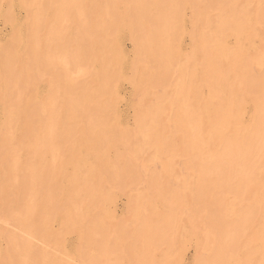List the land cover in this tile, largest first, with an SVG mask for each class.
Segmentation results:
<instances>
[{"label":"bare ground","instance_id":"bare-ground-1","mask_svg":"<svg viewBox=\"0 0 264 264\" xmlns=\"http://www.w3.org/2000/svg\"><path fill=\"white\" fill-rule=\"evenodd\" d=\"M185 1L186 0H161L159 3H156L158 1L156 2L152 1L150 3L149 1H147L146 4H144L145 5L143 10L144 14L143 16H139L138 22H134V23L131 22V24L129 25L128 23L124 24V22L121 23L120 21L118 24L115 25L116 26L115 31L116 32L118 31L121 39L123 37L126 38L129 33L128 38L133 41V45L135 46V50H136V55L133 61L122 60V58L125 57L124 55L120 56L113 54L114 56H117L118 61L122 63V65H120L119 67L126 66L132 68V70L137 72L135 70L136 69L135 65L137 66L139 64H136V61L138 60L136 58H140L141 56L148 58V60L146 59V62L144 61L145 63H147L145 69H143V67H141L140 65L142 70L146 71V73L145 71L144 73L143 71H141L142 75L140 74V77L145 75V78H147L148 76L152 84L148 85L147 83L148 81L145 82L144 77L141 78L140 80H143L145 84L147 83L148 86L147 85L145 86L148 87L149 90L151 89L150 87H152L154 90H157L159 87L164 86V84L167 81L168 75H171L170 73H173V75L186 73L185 71L189 68L188 64H190L191 61L193 63L192 64L193 71L190 73L191 80H187L186 84L185 83L178 84L177 86L171 85L169 86V89L166 88L168 87L169 83L167 84L166 87H163L165 91H163V89L161 90L162 92H164L163 94H161L160 91L161 96L159 97L158 104L151 103L153 104L154 107L157 105L154 111L152 108H150L151 105L147 103L146 104L148 106L147 105L145 106L149 108L148 110H146L147 108L144 109L145 112H143L144 110H141L140 107L142 106L141 103L139 104L140 105L139 108H137L138 105L135 107L137 109L136 112L138 114L136 115V118H138V121L136 119V121L138 122V125L136 124L137 128L139 127V130H142L144 128L143 134L140 133L141 131H139L138 133L141 134L142 138H144V140L146 141V142L143 141L144 142L142 143L143 146L140 149L138 147V149L141 150L146 144H147L146 146L149 145L151 148L154 149V152L157 154L155 161H157L158 159L159 162L161 161L160 164L161 165L163 164V175L161 177L151 178L152 183H154L155 185L157 184L160 185L158 186L159 187L158 191L155 193H151L147 197H145L146 198L145 203L148 205L150 214L153 216H149L148 221L147 220H146L147 222L145 221L146 228L145 227L143 228L142 225L143 233L139 234V232H141L139 229L141 226L140 227L138 226L139 229L138 233H136L137 231H134V233L136 234H134V236H130L131 238H129L127 241L124 236L125 235L124 232H122L124 234L123 236L121 234L120 231L121 226L112 225L109 227L107 224H105V222L103 223L101 219V214L104 211L103 202L109 198V195H107L108 192L106 191L107 188L106 190H104V185L110 184L109 181L111 180L108 179H110L111 176L113 182L114 183L116 182L115 183L116 185L124 184L127 181H133V183L137 181L139 176L137 172L138 170L137 168L139 166L137 167L136 164L134 165L133 163L137 161V159H135L136 157H138L139 159V155L141 153V152L139 153L137 147L133 148L131 146L133 144V141L138 137L137 135L133 136L122 131L123 132L122 136L118 135L117 133V136H112L113 140L108 138V136H111L109 135V131L114 122H112L110 126L109 121L111 120L105 118L108 116V114L110 116V112H112L111 114H115V112L117 113L116 106L113 105L114 103L112 101L110 103L109 102L105 103L107 101L106 98L108 94L112 95L114 89L113 86H111L110 84L109 87L108 85L106 87L101 86L98 90H96L97 88H94L95 90H93L92 87L91 88L89 87V89L88 88L85 89L86 87H82L80 92H78L77 95L75 94L76 96H78L77 98L81 100V109H80L81 115H79L80 119L78 118L81 121L80 123L78 122L79 124L74 123V125H72L73 123L70 124L71 121L70 123H66L67 122L66 121L65 122L66 124L62 122L60 131L62 133L63 132L65 133L64 135L66 138L71 137V139L74 134L75 135H77L78 133L80 134L78 136H80L81 141H78L77 149L75 151V154L73 155L74 158L77 156L78 159H81L82 161L80 163L81 165L77 166L72 164L71 166H69V169L64 172H62L61 170L54 169L53 173L55 174L53 178L50 180L51 182H53L50 184V190L48 191V193H45L46 195H39V194L37 195L38 198L33 202L34 212L33 214H31L32 216L30 215V218L28 217V220H24L26 222L22 223L28 229L31 226L32 230L30 231H33V233L37 236V238H41L47 243L52 242V244L55 247H59V248L61 246L62 247L64 246V248L69 246V245L65 246L66 245L65 240L68 235L70 236L71 233L72 235L73 233L77 234V236H79V240H77L78 244L77 246H75L76 250H74L75 252L73 256H75L78 259V261L82 262V264H88V263L102 264L103 262L101 263L100 259L104 254H107L106 252L110 249L112 252L116 254L115 256V254L113 253V255L115 256L114 257L115 259L113 260H115L116 264H123L121 263L120 259L125 257H126L125 264H170V263L178 264V262L176 261L174 263L170 262L172 261V259L171 260L168 259L169 263L168 260L165 261V259L168 258L167 257L168 255L164 253L166 252L169 254L170 251L175 250L173 248L172 250L167 249L169 248V243L172 245V240H170L172 235L170 234L173 230H175L176 232L175 238H176L178 236L177 233L180 232V230H178L177 232V229L181 228L180 226L176 225V221L173 217L175 213H173L170 207V205L172 204H170L167 197L169 194L168 192L171 190L170 181L173 180L171 178H174L173 169H175L174 168L175 164L173 163V160L170 161V155H172L176 151L175 148H178L179 152L182 151L181 153L186 157L191 155L190 157L191 159H189L188 157V161L186 162V164L185 163L184 164L187 167L188 166L196 167L198 172L199 170L201 172H203L202 170L204 171L206 170L207 172V170H211L212 168L214 169L217 168V171L220 168L228 169L229 171L233 170L231 172L235 171L234 176L236 178H233L234 176L231 175L230 172L228 173L229 176L227 173L223 172L222 174L227 177L223 179L211 180L210 178H208L209 175L208 176L204 175V173L199 174L195 169L194 171H196L197 175L198 174L200 175L195 183L196 184L195 187L194 188H191L190 186L185 187L184 189H182L180 195H179V191H176L177 192L176 194L179 197L175 198V203L180 206L187 204L186 201L193 203L196 206L198 214L203 215L205 217L210 227V231H208L209 234L204 232L206 233V235L205 234L204 235L207 237H205L204 235L203 236L207 239L212 238V240H209L210 242H208V240L205 239V241L202 243L208 242L209 245L207 246H204L203 244L201 245L202 253L207 256L204 255L202 256V254L200 253L196 257L195 264H233L232 261L234 260L233 253H235L236 249L240 247V242H243V236L240 235L242 234L241 231H245V230L248 231L249 229L252 228L255 229L254 228L255 222H257V219H259V218L256 219V217L258 215L260 217L264 215V153H262V151H257L258 147L260 148L262 147L264 149V145H263L264 143V54H262L261 50L255 51L253 55L249 54L250 46L247 45L248 42L253 38L260 39V41L262 40V42H264V0H259L261 3H258L255 7H253L255 0H246L244 3H242L241 7H239L240 4L239 0H226L227 2H224L225 1L224 0L223 2L226 4L225 6L223 5L224 8L220 9L218 13H214L211 10L207 11L205 8L207 2L213 3L215 2L214 0H198V3L195 5V7L194 8L192 7L191 18H190L191 28L189 30L190 32L188 31L189 33L187 35L190 36L189 38L191 39L192 52L186 56V58L184 59L185 61L183 63H182L183 59L180 61L182 63L181 65H176V63H174L176 66L179 67L177 70H173L171 69L172 63L174 62L175 59H177L180 56V52L173 51V46H172L173 41L166 42L167 40L164 38L163 40H159L160 38L157 39V37H155L156 39H151L147 43L150 49L146 48V51H144V49L139 47L140 35L138 34L139 32H137L139 28L138 24L141 23V21H143L146 22V24L153 25L152 22L154 21H152V19L158 20L157 22L158 24L159 22H162L166 18V15L168 13L166 14L165 10L167 11V9L169 10L171 8L173 9V13H176L174 7L180 11V9L183 8L182 6L184 5ZM187 1L186 3H189V0ZM194 1L195 0H193V2ZM236 3H238L237 8L235 5ZM136 9L139 8H134L132 10L130 9L129 11L130 13H132V15L134 13V16H137ZM7 18H8L7 22L10 24L13 19L10 17ZM135 19L136 18H134V20ZM183 23H184V19H183ZM149 25H147L146 27V29L148 28L147 33H149L150 35L153 34L155 36L156 30L154 29V27H151ZM166 25H167L166 23H163L162 29L161 27L158 29V30L161 29L160 34L163 33L166 34L169 32L170 26H166ZM183 29L184 27L181 29L182 30L181 31L182 33L180 32L181 34H183V31H185ZM11 35H15V37L17 38L19 37L20 38L19 40L22 41L21 31L20 34L19 31L17 30L15 34H11ZM231 39H234V42H230ZM21 41L17 42L16 47H14L15 45L12 44L14 41L13 42L11 41L12 43L8 42V44L7 45L5 44L4 47L5 48L9 47L11 48V50H15L14 48H17L18 50ZM26 41L28 42V40ZM82 45L84 47L86 44L82 43ZM253 45L257 46L258 44H253ZM79 46L81 47V45ZM87 46H85V49L82 48V50L83 49L86 50V48L88 47L93 48V46L96 45L88 46V47ZM246 46H249V48H246ZM99 47L100 50L98 48L97 49L100 52L101 51L103 52V49L107 48L106 42L103 41L101 43V46ZM158 47H160L159 50H161L160 51L161 53L156 55V51H158V49L156 48ZM9 48L8 51L10 50ZM247 49L249 53H247ZM78 50L80 52L81 48H78ZM90 51H91L90 53H92V49ZM152 52L154 54L150 55L152 54ZM258 52L261 53L259 54ZM10 53H11L10 55L9 52L6 55L9 57L4 56L3 52L0 55V117H1L0 119L3 120L0 124V139L3 137L4 132L5 135L6 132L8 134L7 135L8 138H2L0 140V144H1L0 145L1 146L0 147L1 148L0 149V181L1 180L4 181L1 169L4 168V165L6 167V162H9L8 161L9 157H11L12 155L10 153H12L11 151H13L12 148L13 147L17 148L19 144H23L24 146H26L28 150V147L30 146V143H28V141L31 140L30 142H32V138H33L34 140L33 143L35 144V137L32 136L34 132H36V134L38 133V129H37L38 126H36L34 122L35 117L33 118L34 114H36L37 112L32 108V103H31L32 100L28 99L32 94H29L28 98L26 95H25L26 97L23 96L25 99L24 103H21L17 106H15L14 104L13 105L9 104V102L13 100L12 96L8 95L10 91L11 78L15 76L16 77L21 76V78H23L24 80L23 81L24 84H26L27 86L29 84L31 90H33V88L35 87L34 71L32 69L29 70L30 65L32 64L31 61L29 62L31 64L28 65V62H25L23 60V55L15 56L13 55L14 53L12 51ZM17 54H23V53H20L18 50ZM26 54L27 53H25L24 55ZM107 54L108 55H105V52L104 54H101L107 56L106 58L101 57L102 60L101 62L99 61L101 70L102 68H104L105 70L107 69V62L112 61L113 63L114 61L117 60L116 57L110 56L111 54L110 52H108ZM79 56L81 59L82 55L79 54ZM84 56H86L84 59L88 58L87 55ZM144 57L142 59H144ZM256 68H258V70ZM108 72L110 73L109 68H108ZM107 75L108 74H106V76ZM238 76L240 77L239 79ZM130 78L131 77H129V79ZM72 80L73 79L71 78L70 81ZM131 81L134 82L132 78ZM136 82H134V84ZM66 84H68V82ZM94 86L96 85L94 84ZM136 86L138 92L139 90L141 91L143 89L142 83L137 82ZM28 87H26V89H28ZM51 88L52 86H50L48 92L50 91L52 92ZM74 88H72V91H74ZM116 89H118V87H116ZM204 89L208 90L207 95H204ZM158 93L159 92H157V94ZM13 95H17V92H15ZM143 95L144 94L140 96L143 97ZM145 95L147 96V94ZM34 98L35 96L33 97V101ZM66 98L64 97V100H62L61 103L64 104L66 103L67 104L66 106H71L65 101ZM69 99H72V97ZM36 103H33V107L34 104ZM247 103H251L254 106L253 107L254 112L252 114L253 116L249 123L246 122L243 116L244 107H246ZM165 108L166 109L171 108L168 110L173 112V115L170 114L171 112L169 113L170 116L172 115L171 117H169L170 119L172 118L171 120L166 117L167 120L168 119L170 120L168 124L164 122L165 120L162 117V115H164L165 113ZM138 109L141 110L140 113H138L139 112ZM68 112H70L69 109ZM9 116H12L11 120ZM64 117L65 118H62L63 120L66 119L65 115ZM170 123H173L175 125L174 126L175 129L173 127L174 133L175 135L176 134L180 135V140L177 139L178 137H176L174 133L169 131ZM12 124H14V127H11ZM6 128H10V129H6ZM113 130L114 129H112L111 132H114L116 129L114 131ZM50 136L51 135L49 134V137ZM57 139L59 140V137ZM74 139L75 140L72 142V146H74L75 144L76 137ZM106 139H110V142H108ZM36 141L38 142L39 140L37 139ZM120 146H122L124 150L121 151L119 148ZM16 148L14 149V151H17ZM35 148L34 147L31 148V150L34 152L33 154L36 153L35 150L37 149ZM18 150L21 151L20 149ZM144 150L142 152H144ZM146 150L149 151L150 149H146ZM31 153L32 152L28 154ZM155 153L153 154L156 155ZM40 156L37 157L40 158ZM143 156L144 155H142V157ZM130 157L131 158L134 157L133 160L135 161L133 163L130 161ZM35 158L36 156H34L33 159L37 161V159ZM152 158L154 159L155 157L153 156ZM12 159L13 160H11V163L13 165L16 162L14 161L15 158ZM140 159L139 161H141ZM153 159H150L149 157L148 163L151 164L153 161L150 160ZM181 161H183V158ZM178 162L180 161L178 160ZM182 163L181 165L179 164L180 167H182ZM32 164L33 165H29L28 163L29 167L30 166L32 167L31 176L33 174L35 180L37 178L39 179L38 182L39 185V183H42L40 179H42L43 177L41 175V168L39 165L40 163H38L37 161L36 164H34L33 162ZM246 166H249L251 168L250 172L245 173L244 170L245 168L246 170L250 169V168L247 169ZM7 167L10 168L9 166ZM37 168L39 170H37ZM253 169H255L256 171L253 172ZM42 171H44L43 168ZM236 171L238 172L239 175L236 174L237 173ZM46 172H49V170ZM244 181L246 187L244 189H242V187L236 188L234 191V198H232L233 200L231 202H225L226 200H228L227 192L229 189L234 188L235 182L242 185L244 184ZM61 183L62 185L65 186L63 190H61L60 188ZM7 185L8 184L6 183V181L0 182V204L3 203L4 200L6 201V199H8L7 188L9 191L11 189H9L10 187H8L9 185L8 186ZM172 187L175 188V186L173 185ZM257 187L258 190L256 193L254 192V190ZM18 191H12V192L17 193ZM173 193H175V191ZM254 193L257 194V197H255ZM252 194L254 195L255 198L253 197ZM8 202L7 204H9ZM156 204H161L163 208H161L162 210L158 211V213H152L150 207L154 209V206L157 207ZM139 213L140 212H136L137 219L139 218L140 215ZM56 220H59L61 224L58 230H55V228L53 229L52 227V223ZM140 222H142V220H140ZM117 224L118 223H116V225ZM141 224L139 223V225ZM132 225L135 227L134 224ZM207 225H205L206 229L208 227ZM125 229L126 228H124V230ZM167 233L168 234L170 233L169 237ZM220 234L222 235L221 237ZM193 235H196V233ZM104 238H107L110 241V242L108 241L109 244L105 242ZM11 239H13V237ZM124 240H126L127 242ZM176 240L177 242L179 241L178 239ZM25 242H22V246L26 245ZM122 242H124L125 244L124 250H122L123 246L121 247ZM14 243H11L10 241V244H14ZM164 243L167 244L163 246ZM28 246L25 247L28 248L27 250L29 251L30 246L29 247ZM88 246L90 247L88 248ZM162 246L167 247L166 249L169 251L167 252V250L166 251L164 250L163 261L157 262L155 261L156 259L155 252L160 249H163ZM118 247H121V250H119ZM255 249H259V247H257L256 245ZM34 250H36V248ZM251 250L252 249L248 251ZM91 251L92 252L95 251L97 252V254H94ZM177 252L175 253L171 252L170 254L172 253L176 254ZM254 253L252 254L253 256ZM237 254H240V252ZM246 254L248 255L250 253L246 252ZM36 255L38 256L37 258L34 259L33 264H73L71 262H68V260L72 257V255L69 254L68 255L70 256V258L69 259L67 258L66 261L61 259V257L58 255V252L57 254H52L48 251L40 253L39 250L38 253H36ZM174 256L176 255H173V257ZM179 256L177 255V257ZM257 256L258 255H256V257ZM76 258L74 259L76 260ZM175 258L176 257H174V260ZM238 259H236L237 260L236 264H257L255 262L249 263V261L247 260H245V262L244 261L239 262L242 261L243 259L242 260L239 259V261ZM253 260L255 261V259ZM262 260L264 261V259ZM85 261H87L88 263H86ZM259 261L260 260L258 258V262ZM263 261L259 262L258 264L263 263Z\"/></svg>","mask_w":264,"mask_h":264},{"label":"rangeland","instance_id":"rangeland-1","mask_svg":"<svg viewBox=\"0 0 264 264\" xmlns=\"http://www.w3.org/2000/svg\"><path fill=\"white\" fill-rule=\"evenodd\" d=\"M147 1H149V3L152 1L153 2L158 1L156 3H159L161 0H28V1L27 0H0V4H1L0 5V50L2 49L0 51V55L2 54V52H3L4 56H6L8 54V52L10 55L11 51L14 53V54L13 53L12 54L15 56L16 55H23V60L25 62H28V65L32 63L30 65L29 70L32 69L34 71V74H35L34 75V78H35V85L34 86L35 87L33 88V90L30 89L29 84H28L29 87L26 84H24V82H23L24 80H23V78H21V76L20 77L15 76V77L11 78V80H10V91H9L8 95H11L13 100H11V102H9V104L10 105L14 104L15 106H17L21 103H24V101H25L24 97L27 96V98H28V95L32 94L28 99L32 100L31 103H32L33 110H36L38 115L40 114L38 116L36 113L33 116V118L35 117V119H36V120L34 119V122H35L36 126H38V128H37L38 133L36 134V132H34V134L32 136V137H35V144L33 143L34 140L32 138V142H30L31 140L28 141V143H30V146L28 147L29 151L27 150L26 146H24L23 144H19V146L17 148L13 147L12 148L13 151H11L12 153H10L13 156L11 155V157H9V160H8L9 162H6V167L4 165V168L1 169V172L3 174L2 175L3 180L6 181V183L9 185V186L8 185L7 186L10 187L9 189H11V190L9 191L7 188L8 199H6V201L4 200V202L0 204V264H28V263L33 264L34 259L37 258V256H38V255H36V253H38L39 250H40V253L48 251L52 254H57V252H58V255L61 257V259L65 260V261L67 260V258L68 259L70 258L69 255H72V257L69 259L70 261L68 260V262H71L73 264H80V263L82 264V262L78 261V259L75 256H73V254L75 252L74 250H76L75 246H77V244H78L77 240H79V236H77V234L73 233V235H72V233H71L70 236L68 235L66 237V240L64 239L66 241L65 242L66 245H65V243H64V245L65 246L69 245V246H67L65 248H64V246L63 247L61 246L62 248L61 247L59 248V247H55L52 244V242L47 243L46 241L42 240L41 238H37V236L33 233V231H30V230H32L31 226L28 229L27 227H25L22 224L23 222H26L24 220H28V217L30 218V215L33 214V212H34L33 211L34 210L33 202L38 198L37 195L38 194L39 195H46L45 193H48V191L50 190V184L53 183L50 180L53 178V176L55 174V173H53V170L57 169V170H61L62 172H64V171H67L69 169V166H71L72 164L77 165V166L81 165L80 164L82 162L81 159H78L77 156L75 157L76 158L75 159L74 155H73V154H75V151L77 149L78 141H81L80 136H78L80 134L79 133L77 135L74 134L72 136L73 140L71 139V137H69L70 138V140H69L68 137L67 138L65 137V135H64L65 133L64 132L62 133L60 131V128H61L62 122L65 123L67 121L66 123H70V121H71L70 124L73 123L72 125H74V123H76V124L80 123L81 120H79L80 119L79 115H81V110H80L81 109V100L79 98H77L78 96H76V95L78 94V92H80L82 87H86L85 89H87V88L89 89V87L90 88L92 87L93 90H95L94 88H97L96 90H98L101 86L106 87L108 85V87H109V84L111 86H113L114 89H113L112 95L108 94L109 98L107 96V98H106L107 101L105 103H108V102L110 103L112 101L114 103L113 105L116 106L117 113L115 112V114H111L112 112H110V116H109V114H108V116L106 115L107 117L105 119L111 120V121H109L110 126H111L112 122L115 123V124L113 123L111 128H110L109 135H111V136H108V138L112 139L113 138L112 136H117V133H118V135L122 136L123 135L122 131H124L127 134L133 135V136L137 135L138 137L135 139L137 141L134 140L133 144L131 146L133 148L137 147V149L139 147V149H140L143 146V144H142V143H144L143 141H145V140H144V138H142L141 134H139L138 132L141 131L140 133L143 134L144 128L142 130H139V127L137 128L138 118H136V115H138V114L136 112L137 109L135 107L138 105L137 108H139V106H140L139 104L141 103V105H142V106H140L141 110H144L147 108V106H148L147 104H149V105H151L150 108H152L154 111V109H155V107H157V105L154 107L153 104H158L159 97L161 96L160 91L163 89V87H166L167 84L169 83L170 85L168 84V87H166L169 89V86H171V85L177 86L178 84H183V83L186 84L187 80H191L190 79V73L193 71L192 61L190 62V64H188L189 68L185 71L186 73H183V74H175L174 73L175 75H173V73H170L171 75H168L167 81L165 83L166 85L164 84V86H161L162 88L159 87L160 89L156 88L157 90H154L152 87H150L151 89L149 90V88L145 86V85H147V83H148V85L152 84L150 82L151 80L148 76H147L148 79L145 78V75L140 77L141 71H143L141 67H143V69L146 68L147 63H145V62H146V59L148 60V58H145L144 56H141L140 58H136V59H138L137 60L138 63L135 60L136 64H139L137 66L135 65V68H136L135 70L137 72L132 70V68H129L126 66L125 67H119L120 65H122V63H120V61H118V59H117L118 57L114 56V55H120V56L124 55L125 57L122 58V60H132L133 61V59L135 58V55H136V50H135V46L133 45V41L128 38L129 33H128V36L126 38L123 37L121 39L118 31L117 32L115 31V28H116L115 25L118 24L120 21H121V23L124 22V24L128 23L129 25L131 24V22H133V23L138 22L139 16H143V14H144V12H143L144 7H145L144 4H146ZM186 1H185L184 5L182 6L184 9L182 8V9H180V11L174 7V10L176 11V13H173V9H171V8L169 10L167 9V11L165 10V13L166 14L168 13L167 14L168 16L166 15V18L162 22H159L158 24H157L158 20H153V19H152V21H154V22H152L153 25L146 24V22H143L141 20H139V21H141V23L138 24L139 28H138L137 32H139L138 34L140 35V39H139L140 46L139 47L144 49V51H146V48L150 49V47L147 45V43L151 39H156L155 37H157V39L160 38L159 40H163V38H164L167 40L166 42H168V41L172 42L173 41V43H172L173 51L180 52V56L177 59H175L174 62L172 63L171 69H173V70H177L179 66H176V65H181L185 61L184 59L186 58V56L192 52L191 51V45H192L191 39L189 38L190 36H187V35L190 32L189 30L191 28L190 18H191L192 7L193 8L195 7V5L198 3V0H195L194 2H193V0H191L192 2L189 0V3H186ZM214 1L215 2H213V3L207 2L206 6H205L207 11L211 10L214 13H218V11H220V9L224 8V6L226 4L224 2H227L226 0L225 1L224 0H214ZM239 1H240L239 7H241L242 3H244L246 0H239ZM258 1L255 0L253 7H255L258 3H261L260 1L259 2ZM235 5L237 8L238 3H236ZM134 8H139V9H136L137 16H134V13L132 15V13H130V11H129L130 9L132 10ZM177 10L179 11V13ZM115 15H117V16H115ZM121 16H123V17H121ZM7 17H10L13 19L10 24L7 22V19H8ZM114 18H116V19H114ZM134 18H136V19L134 20ZM183 19H184V23H183ZM27 23H28V25H27ZM163 23H166L167 24L166 26H170L169 32L166 34L165 33L160 34L161 29L163 27ZM147 25L154 27V29L156 30L155 36L153 34L150 35L149 33H147V31H148V28L146 29ZM10 26H12V27H10ZM15 26H17V27H15ZM160 27H161V29L158 30ZM183 27H184L183 30H185V31H183V34H181L182 33L181 29ZM17 30L19 31V34L21 31L22 41L19 40L20 39L19 37L17 38V37H15V35H11V34H15ZM159 35H160V37H159ZM11 36H13V37H11ZM15 38H17V39H15ZM23 38H25V39H23ZM29 38H30V40H29ZM10 39H12V40H10ZM253 39H251L249 41L250 43L249 42H248V44L246 43L247 45L250 46V48H249V46H246V48L250 49V53H249L248 49H247V53L253 55L255 53V51L261 50L262 54H264L263 53L264 52V42H262V40L260 41V39H257V38H253ZM26 40H28V42ZM11 41L12 42L14 41V42L12 43ZM20 41H21V44H19L18 50L20 53H23V54H17V52H18L17 48H14L15 50H11V48L8 47L10 49L8 51V48L4 47L5 44L6 45L8 44V42L14 44L15 45L14 47H16L17 42H20ZM103 41L106 42L107 48L103 49V52L102 51L100 52L99 46H101V43ZM254 41H255V43H254ZM259 41H260V44H259ZM230 42H234V39H231ZM82 43L86 44L85 46H87V45L88 46L96 45V46H93V48L92 47L89 48L87 46L88 48H86V50H87V52H86V50H84L85 46L83 47ZM253 44H258V45L256 46ZM79 45H81V47ZM2 46H3V48H2ZM78 48H81L80 52H79ZM82 48H84V49L82 50ZM159 48L160 47L156 48V49H158V51H156V55L161 53L160 52L161 50H159ZM251 48H252V50H251ZM91 49H92V53H90ZM111 49H112L113 53H112ZM4 51H5V53H4ZM104 52H105V55H108L107 53L110 52L111 53L110 56L116 57L117 60L114 61L113 63H112V61L107 62V69L105 70L104 68H102V70H101L100 69V62H101L102 58L107 57L105 55H101V54H104ZM25 53H27L26 54L27 56L24 55ZM120 53H122V54H120ZM258 53L260 54L261 52H258ZM79 54L82 55L81 59H80ZM153 54L154 53L152 52V54H150V55H153ZM84 55H87V57H88V58H86L87 60L84 59L86 57ZM148 56H149V54H148ZM6 57H9V56H6ZM143 57L145 60L142 59ZM82 59H84V60H82ZM181 60H182V63L180 62ZM30 61H31V63H29ZM174 63H176V65ZM140 65H141V67H140ZM25 66H26V64H25ZM101 67H102V64H101ZM108 68H109L110 73L108 72ZM254 69H255V67H254ZM256 69L258 70V68H256ZM144 71H143V73H144ZM145 73H146V71H145ZM160 73H162V72H160ZM106 74H108V75L106 76ZM173 76L176 78H174ZM64 77H66L69 81ZM129 77H131L132 80H134V82L137 81L138 83H142V88L144 90L142 89L141 91L139 90V92H138L136 89V87L138 86V85L136 86L137 82L134 84V82L131 81V78L129 79ZM143 77H144L145 82L148 81L146 84L144 83L143 80H140ZM15 78H17V79H15ZM71 78L73 79L72 81H74V82L70 81ZM239 78L240 77L238 76V79ZM84 81H85V83H84ZM21 82L24 85H22ZM67 82H68V84H66ZM69 83L71 84V86ZM77 84H80V85H77ZM94 84L97 87L94 86ZM143 84H144V86H143ZM50 86H52V88H51L52 92L51 91L48 92ZM74 86H75V88H74ZM26 87H28V89H26ZM116 87H118V89H116ZM23 88H25V89H23ZM72 88H74V91H72ZM8 90H9V88H8ZM163 91H165V89H163ZM15 92H17L18 96L13 95ZM157 92H159V93L157 94ZM163 93L164 92L161 91V94H163ZM142 94H144L143 97L146 96L145 94H147V96L145 98H143V97H141ZM207 94H208V90L204 89V95H207ZM34 96H35V98L33 101ZM66 96H67V98H66ZM64 97L66 98L65 101L71 106H66L67 105L66 103L65 104L61 103V101L64 100ZM68 97L69 98L72 97L73 100L69 99ZM153 97H154V99H153ZM35 99H36V102L38 101L37 103L35 102ZM45 99H47V100H45ZM143 101L145 102V104ZM135 102H136V104H135ZM33 103H36V104H34V107H33ZM151 103H153V104H151ZM145 105H147V106H145ZM70 107H72V108H70ZM253 107L254 106L251 103H247L246 107H244L243 116H244L247 123H249L251 121V118L253 116L252 115L254 112ZM148 108L146 110H148ZM68 109L70 112H68ZM168 109H171V108H168ZM168 109L165 108V113H167V114L164 113L165 116L162 115V117L165 120V121L164 120L163 121L166 122L167 124L172 119V118L170 119L169 117H171L173 115V112H171ZM38 110H40V111H38ZM64 110H65V112H64ZM141 110H139L138 113H140ZM167 110H168V112H167ZM249 111H251V112H249ZM143 112H145V110ZM169 113L172 115L170 116ZM70 114H71V116H70ZM64 115L66 116L65 120L62 119V118H65ZM9 117L11 120L12 116H9ZM69 117L71 120L69 119ZM75 117H76V119H75ZM166 117L169 118L170 120L168 119L169 120L168 121ZM136 119H137V121H136ZM2 121L3 120L0 119V124ZM119 125H120V127H119ZM169 126H170L169 131L174 133V129H175L174 126L175 125L173 123H170ZM7 127H8V124H7ZM11 127H14V124H12ZM173 127H174V129H173ZM132 128H133V130H132ZM6 129H10V128H6ZM112 129H114V130L116 129V130L115 131L113 130L114 132H111ZM136 129H138V130H136ZM118 130H119V132H118ZM9 133H10V130H9ZM119 133H121V134H119ZM39 134H40V136H39ZM49 134L51 135L50 137H49ZM7 135H8L7 132H6V135L4 132L2 138H8ZM174 135H175V133H174ZM175 136L178 137L177 139L180 140L179 134L178 135L176 134ZM58 137H59V140L57 139ZM64 137H65V140H64ZM75 137H76V141H75L74 146H72V142L75 140L74 139ZM37 139L39 140L38 142L36 141ZM110 139H106V140L108 142H110ZM112 140H111V142H112ZM58 142H59V144H58ZM121 143H123V142H121ZM138 143H139V146H138ZM31 145H32V147H34V148L36 147L35 149H37V150H35V152H36L35 154H33L34 152L31 150V148H32ZM62 145H64V146H62ZM146 145L144 147L146 149H150L149 151L146 150L144 147L142 148L143 150L145 149L144 152H142L143 151L142 149H141L142 151L138 149L139 153L141 152L140 155L138 154L139 159L142 157V155H144L143 157H145V158L142 157L140 159L141 161H139L138 157L135 156L136 157L135 159H137L138 163H137V161L135 163H133L135 161V160H133L134 157L133 158L130 157V161L134 165L136 164L137 167L139 166L137 168L138 169L137 172L139 174L137 181H135L134 183H133V181H127L124 184L116 185L115 184L116 182L115 183L113 182V179L111 176V178L108 179V180H111V181H109L110 184L104 185V190H106V188H107L106 191L108 192L107 195H109V198L103 202V210L104 211L101 214L102 222L103 223L105 222V224H107L109 227L112 225L113 226H121V229H120L121 234H122V236L125 234L124 236H125L127 241L129 238H131L130 236H134V234L138 233L139 229L141 231V232H139V234H142L143 228L146 226V222L148 221L149 216H153L150 214L149 207L145 203V201H146L145 197H147L151 193L157 192L159 189L158 186H160L158 184L155 185L154 183H152L151 178L152 177H161L163 175V164L161 165L160 164L161 161L159 162L158 159H157V161H155L157 154L154 152L153 148H151L149 145L148 146H146ZM177 145H178V143H177ZM263 145H264V143H263ZM69 146H71V147H69ZM148 147H150V148H148ZM15 148L18 151V154H17V151H14ZM119 148L121 151L124 150V148L122 146H120ZM18 149H20L21 151H19ZM63 149H64V151H63ZM25 150H26V152H25ZM175 150L179 152L178 148H175ZM27 151H28V153L32 152L31 153L32 156H31V154H28ZM176 151L172 155H170V161L173 160V163L175 164V167H174L175 169H173V177L175 179L171 178V179H173L170 181L171 182V184H170L171 190L169 189L170 191L168 192L169 194L167 197H168V201L170 202V204H172V205H170V207H171L173 213H175V215L173 217L176 221V225L180 226L181 228L177 227L178 228L177 232H178V230H180V232L177 233L178 236L176 238H175V236H176L175 230H173L174 232L172 231L171 234L169 233L170 235H172V237L170 238V240H172V245L169 243V248H167L168 245H167V247H163L167 244V243H164V245L162 246L163 249H160V250L155 252V258H156L155 261H157V262L161 261L162 262L164 250L165 251L167 249L172 250V248H173L175 250L170 251L169 254L171 252H173V253H175L177 251L178 252L176 254L172 253L170 255L168 253L164 252L166 255H168L167 256L168 258L165 259V261L168 259L169 260L172 259V261H170V262H173V263L176 261V262H178V264H195V260H196L197 255H199L200 253L202 254V256L204 255L201 251V245L203 244L204 246H207V245H209V243H208V242H210L209 240H212V238L211 239L205 238V237H207V236H205L206 233H208V231H210V227H209V224L206 221L205 217L203 215L198 214L196 206L193 203L186 201L187 204H184L182 206L177 205L175 203V198L179 197L176 194L177 193L176 191H179V195H180L182 189H184L185 187L190 186L191 188H194L196 185L195 183H196L198 177L200 176L199 175L200 173H204V175H207V176L209 175L208 178H210L211 180H217V179H223V178L227 177V176H224L222 174L223 172H225L227 174L230 172V174L234 176L235 171L231 172L233 170L229 171L228 169H221V168L218 169V171H217V168H215V169L212 168L211 170H207V172H206V170L205 171L202 170L203 172H201L199 170V172H198L197 168L194 166H192V167L191 166H188V167L185 166L186 162L188 161V157H189V159H191L190 158L191 155L186 157L181 153L182 151L179 153ZM257 151H262V153H264V149L262 147L261 148L258 147ZM13 152H15V153H13ZM39 152H41V153H39ZM153 153H155L156 155H154ZM25 154H26V156H25ZM34 156H36L35 159H37L38 163H40L39 165L41 168V175L43 176L42 179H40L42 181V183H39V185H38L39 179L37 178L35 180V177L33 176V174L31 176L32 167L31 166L29 167V165H33L32 162L34 164L37 163V161L33 159ZM37 156L38 157L40 156V158H38ZM153 156L155 157L154 159L152 158ZM179 156H181V157H179ZM149 157H150V159H153V160H150V161H153L151 164L148 163ZM12 158H15L14 161L16 162L13 165L11 163V160H13ZM182 158H183V161H181ZM178 160L180 162H178ZM7 163H8V165H7ZM28 163H29V165H28ZM181 163H182V167H180ZM157 164H159V165H157ZM7 166H9L10 168H8ZM246 167H247V169L250 168L249 166H246ZM42 168L44 171H42ZM184 168H186V169H184ZM187 169H189V170H187ZM195 169H196L197 173H199L198 175H197L196 171H194ZM37 170H39V169L37 168ZM48 170H49V172H46ZM213 170H215V171H213ZM244 170H245V173L250 172L251 168L249 170H246V168H245ZM244 170H243V172H244ZM254 171H256V170L253 169V172ZM15 173H17V174H15ZM236 174H238V172ZM228 176H229V174H228ZM38 177H39V175H38ZM233 178H236V177L234 176ZM4 181L1 180L0 182H4ZM172 185L175 186V188H173ZM110 186H111V188H110ZM64 187L65 186L62 185V183H61L60 184L61 190H63ZM238 187H242V189H244L246 187L245 181H244V184H242V185L235 182L234 188L228 190V192H227L228 200H226L225 202H231L233 200L232 198H234V191ZM12 188H13V190H12ZM257 190H258V187L254 190V192L257 193ZM12 191H18V192L15 193ZM171 191H173V192L175 191V193H173ZM11 193H13V194H11ZM256 193H254L255 197H257ZM19 195H20V197H19ZM254 195H253V197H254ZM11 196L12 197L15 196V197H13V200H12ZM173 196H174V198H173ZM169 198H171V199H169ZM138 199H140V200H138ZM7 202L9 204H7ZM156 205H157V207L154 206V209H152L150 207V210L152 211V213H158V211H161L162 210L161 208H163L161 204H156ZM137 208H138V210H137ZM24 210H25V212H24ZM136 212H140L139 213L140 215L138 218L139 220L136 218ZM182 214H184V215H182ZM257 218H259V219H257ZM256 219H257V222H255V226H254L255 229L252 228V229H249L248 231L245 230L246 233H245V231H241L242 234H240V235L243 236V242H240V247L238 249H236L235 253H233L234 254L233 255L234 260H232L233 264H236V262H237L236 259H238V257L241 260L243 259L242 261H239V259H238L239 262H243V261L245 262V260H247V261H249V263L255 262L258 264L259 262L263 261L262 259H264L263 258L264 257L263 256L264 255L263 254L264 253V215L261 217L258 215L256 217ZM124 220H126V221H124ZM140 220H142V222H140ZM204 220H205V222H204ZM54 222L52 223V227H53V229L55 228V230H58L60 225H61L60 221L56 220ZM126 222H127V224H126ZM138 222L140 224L141 223L142 224L139 225ZM116 223H118V224L116 225ZM132 224H134L135 227ZM142 225H143V228H142ZM205 225L208 226L207 229H206ZM138 226L139 227L141 226V227L138 229ZM199 226H201V227H199ZM123 227L126 229L124 230ZM203 228H204V231H203ZM198 229H199V231H198ZM205 229H206V231H205ZM126 230H128V231H126ZM193 230L194 231L196 230V231L194 232ZM125 231H126V233L128 232L127 236H126ZM134 231H137V232L134 233ZM122 232H124V234ZM204 232H206V233H204ZM195 233L197 236L193 235ZM32 234H34V235H32ZM169 234L167 233L168 237H169ZM246 235H247V237H246ZM221 236L222 235L220 234V237ZM12 237H13V239H11ZM176 239H178L179 241L177 242ZM205 239H207L208 242L202 243L205 241ZM9 240L11 241V243L15 242L14 243L15 247H14V244H10ZM104 240H105V242H107L109 244L110 241L107 238H104ZM126 240H124V241H126ZM195 241H196V243H195ZM22 242H25L26 245L22 246ZM173 242H174V244H173ZM29 243H31V244H29ZM175 243H176V245H175ZM28 244L30 247L28 246ZM122 244H121V247L123 246L122 250H124L125 244H124V242H122ZM259 244H261V245H259ZM170 245L173 247H171ZM177 245H178V247H177ZM256 245H257V247H259V249H255ZM25 246L29 247V251L27 250L28 248H26ZM17 247H18V250H17ZM89 247L90 246H88V248ZM121 247H118L119 250H121ZM35 248H36V250H34ZM250 249L253 250V253L254 252L255 253L257 252V253L256 254L254 253V256H253L252 250L248 251ZM168 251L169 250H167V252ZM239 252H240V254H237ZM246 252L250 253V254L247 255ZM92 253L97 254V252H95V251H93ZM106 253L107 254H104L102 256V258L100 259L101 263L103 262L102 264H109V263L110 264H113V263L116 264L115 260H113V259H115L114 257L116 256V254L114 252H112L111 249L108 250ZM113 253L115 254V256L113 255ZM34 254H35V256H34ZM173 255H176V256H174V257H176L175 260H174ZM177 255L178 256L180 255V256L177 257ZM256 255H258V256L256 257ZM170 256L173 258H171ZM204 256H207V255H204ZM74 258H76V260ZM179 258H180V260H179ZM258 258L260 260L259 262H258ZM253 259H255V261ZM120 260H121V263H123V264L126 263V257L121 258ZM169 260H168V263H169ZM85 262L88 263L87 261H85ZM263 263H264V261H263ZM263 263H260V264H263ZM88 264H92V263H88ZM170 264H172V263H170Z\"/></svg>","mask_w":264,"mask_h":264}]
</instances>
